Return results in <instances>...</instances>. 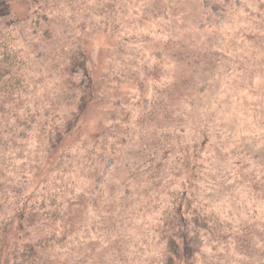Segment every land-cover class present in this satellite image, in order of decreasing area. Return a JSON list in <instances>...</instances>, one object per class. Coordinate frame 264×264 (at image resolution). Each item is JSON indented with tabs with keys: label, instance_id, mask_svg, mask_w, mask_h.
<instances>
[{
	"label": "trees",
	"instance_id": "obj_1",
	"mask_svg": "<svg viewBox=\"0 0 264 264\" xmlns=\"http://www.w3.org/2000/svg\"><path fill=\"white\" fill-rule=\"evenodd\" d=\"M53 1H57L66 10L79 14L80 18L95 15L101 26L108 17L123 15L126 8L135 6L132 11L141 16L137 19L141 20V25L149 22L147 25L151 26L156 22L155 33L158 30L172 34L162 48L174 59L175 74L170 79L164 75L160 66L148 71L147 76H152V81L155 82L153 97H150V89L145 81V85L139 86L136 80L138 92L142 93L140 98L133 97L139 111L136 126L131 125L132 137H128L126 131L118 132L119 126H126L130 117L126 108L121 113V117L124 114L126 124H123L124 120L116 119L117 116L111 112V123L107 118L96 130H90L87 119L84 118L90 108L102 103L105 93L102 94L101 88H96L94 64L91 63L89 51L81 44L70 51L61 69L62 78L58 84L59 94L65 100L71 99L68 105L74 103L75 107L68 110L63 121L51 118V122H48L52 127L49 130L47 149L49 152L60 150L61 161L56 169L51 170L43 188L30 185L29 170H25L23 163L27 149L24 150L18 144L23 138L18 134H11L9 129L7 134L4 130L0 132V264L58 263V252L68 234L82 227V212L89 203L95 206L97 197L108 203V214L100 212L98 222L95 220L96 225L109 216L112 218L109 223L115 227L126 224L130 202L122 199L113 205L109 190L104 195L97 196V187L102 185L96 186L99 174L83 183L74 177V162L70 160L71 157L73 160L75 154L71 151L73 146L78 147L76 153H87L83 167L89 173L95 170L93 163L96 158L108 160L119 159L120 155L137 156L129 162V167L132 172H142L144 180L151 186H146L138 179L131 190V203L144 199L143 204H137L143 212V215L137 216L144 221V227L137 235L141 236L147 231L148 237L152 236L154 239L149 232L161 227L159 235L165 239L161 250L163 264H195L194 254L199 246V234L205 230L204 235L214 242L213 249L225 236L234 247L239 242L246 244L251 236L244 228L241 234L235 233L233 228L237 221L231 217L233 212L222 214L216 210L207 211L208 220L203 213L206 207L220 203L226 193H231L227 203L240 204L241 207L264 199V146L260 143L264 122L258 117L260 111H264V99L251 104L256 109L243 108L247 102L242 96L246 97L247 94H244L243 89L233 91V86L229 84L233 73L234 86L243 85L239 74L235 75L239 69H234L242 63V56L248 61L251 54L247 55L241 50L255 44L247 43V40L257 38L258 33L249 30L229 36L225 23L220 25L221 40L231 50L222 55V49L212 45L211 38L204 39L202 35L203 32H210L207 22L213 17V13L208 14L205 3L214 5L218 0H166L159 6L153 4L154 0ZM48 2L49 0H0V122L3 117L8 116L4 122L7 125L10 123L9 128H14L13 123L16 124L19 132L20 126L30 123L35 116L28 107L22 109L14 105L20 101L21 95L30 96L26 90L28 79L23 69L28 60L34 58L35 54L30 52L33 35L37 29L36 35L39 37L40 23L37 19L45 12L44 5ZM176 2L181 5L177 18L185 26L178 25L177 29H173L174 20L159 13L169 14L168 9H177ZM263 4L264 1L261 3L262 10ZM226 6L228 9H241L245 14L248 0L238 5L235 3V6ZM189 7L191 10L182 16ZM154 17L160 21L153 19ZM229 19L235 21L234 18ZM114 21L116 24V20ZM259 24L263 26L264 19ZM186 26L190 29L203 28L197 31L201 33L197 40L187 36ZM261 40L258 39L257 42ZM41 44L42 41L34 47ZM153 54L160 60V56L156 57V50ZM222 57L229 60H220ZM221 62L223 68L233 69H214L213 65ZM53 73H56L55 69ZM137 75L138 72H135L134 77ZM102 82L101 78L100 83ZM220 83L225 84L224 91H220ZM241 99L246 102L245 105L237 103ZM36 100L39 107H42L43 104L51 103L54 98L50 99L41 93ZM14 112L16 123L10 116ZM255 118L258 130L254 131L248 122ZM79 121L81 124L76 130L77 134L73 135ZM85 133L88 134V142H80L79 137ZM11 135L14 137L12 142ZM134 137L137 139L134 140ZM109 140L111 145L107 148ZM7 141L12 145L7 144ZM256 144L257 149L253 150ZM63 162L65 170L62 172L59 168ZM40 163L41 159L38 160V164ZM42 172L43 169L38 168L34 174L42 177ZM127 184L126 181L125 185ZM246 185L247 200L234 203L233 198ZM136 191L138 194L142 192L141 196H134ZM253 204L258 205L257 202ZM241 211L248 212V209L241 208ZM115 215L119 216L116 221ZM157 215L160 221L157 220ZM151 216H155L156 221ZM247 216L250 217L248 214ZM120 218L121 225H118ZM237 224L250 227V230H256L258 226ZM48 229L51 231L46 232ZM262 230L264 232V227ZM261 231L258 229L260 234L263 233ZM229 248L231 247L226 246L227 254Z\"/></svg>",
	"mask_w": 264,
	"mask_h": 264
},
{
	"label": "rangeland",
	"instance_id": "obj_2",
	"mask_svg": "<svg viewBox=\"0 0 264 264\" xmlns=\"http://www.w3.org/2000/svg\"><path fill=\"white\" fill-rule=\"evenodd\" d=\"M218 1L214 5H210L208 2L205 3L206 9L209 11L208 14L213 13V17L211 21L207 22L210 32L208 34L203 32L202 35L204 39L211 38L212 45L222 49V55H226V52L230 53L231 50H228L226 44L221 40L220 25L225 23L227 32L230 34L229 36L238 34L240 31L249 30H254L258 35H262L261 37L257 35V38L247 40V43L254 42L255 44L245 46V49L241 50V52L247 53V55L251 54L248 61H245V56H242V63L234 69H239L235 75L239 74L243 85L241 87L234 86L232 81L233 73L229 78V84L233 86V91L243 89L244 94H247L246 97L242 96L247 102L246 105L243 99L238 100L237 103L245 105L242 106L243 108L256 109L255 106L251 107V104L258 101L261 102L264 99V24L263 26L259 24L264 19V4L263 10L261 8V3L264 0H248L245 14L241 9H228L226 6L227 4L229 6H235V3L237 5L245 3V0ZM89 2H93V0ZM165 2L166 0H154L153 4L159 6ZM176 4L177 9L167 10L169 14L159 13L167 16V19L174 20L175 24L172 27L173 29H177L178 25L185 26V23L177 18L180 14L179 9L181 5L179 2H176ZM134 8L135 6L130 5L126 8V12L123 15L117 14L116 16L108 17L106 23L101 26L95 19V15L80 18L79 14L72 10H66L57 1L49 0L44 5V11L46 13L43 12L37 19L40 23L39 37L36 35L37 29H35L31 43L30 52L35 55L30 61L28 60L23 69L25 77L28 79L26 90L29 91L30 96L21 95L20 101L14 105V107H20L22 109L28 107L35 116L30 121L31 124L23 123L25 125L20 126V132L16 124L13 123L14 128H9L10 123L7 125L4 122L8 116L3 117L0 122V132L4 130L7 134L9 129L11 134H18L23 138L18 144L24 150L27 149V155L23 163L25 170H29L30 185L34 184L35 187L43 188L47 177L52 173L51 170L56 169L61 161L60 150L49 152L47 149L50 136L49 130L52 127L48 122H51V118L56 121H63L68 110L75 107L74 103L68 105L71 99L65 100L59 94L60 85L58 81L62 78L61 69L63 64L67 61L70 51H73L77 45L81 44L89 51L91 63L94 64L93 75L96 79V88H101L102 94L105 93L103 95L105 98L102 103L90 108L84 118L87 119L90 130H96L101 124L105 123L107 118L111 123V119H113L110 117L111 112L117 116L116 119L124 120L123 124H126L124 114L121 117L122 110L126 108L130 113V117L126 126H119L118 132L126 131L128 132V137H132L133 133L130 132L131 125L136 126L139 111L133 97L137 96V98H140L142 93V91L138 92L136 80H138L139 86L148 85L150 97H153L155 95V82L152 81V76H147L148 71L160 66L164 75L170 79L175 74L174 59L167 50H164V47L162 48L163 43L172 34L158 32V30L156 34V22L151 26L147 25L149 22L141 25V20L137 21L141 16H137V13L132 11ZM190 10L191 7L183 12L182 16H185ZM227 15L230 18H234L235 21H230ZM88 19H91L90 22H88ZM153 19L160 21L157 17ZM114 20H116V24ZM186 29L187 36L193 40H197L198 36L201 35L197 31L203 28L190 29L186 26ZM227 37L228 35L224 38ZM258 39L262 40L258 43ZM41 41L42 44L40 46L34 47ZM154 50H156V57L160 56V60L155 58V54H153ZM220 60L229 59H223L222 57ZM126 63H128V66ZM213 66H215L214 69L218 67V69L220 68L225 71L233 69L223 68L222 62ZM53 69H55L56 73H53ZM135 72H138L137 79L134 77ZM101 78L102 83H100ZM219 85L220 91H224L225 84L220 83ZM41 93H44L50 99L54 98V100L49 104H43L42 107H39L36 99ZM130 97L132 98L130 99ZM10 116L16 123V113L14 112ZM263 116L264 111H260L258 117L261 122H264ZM80 121L75 126L73 135L77 134L76 130L79 124H81ZM256 122L257 118L248 122L254 131L258 130L256 129ZM261 137L262 142L260 141V143L264 146V129L262 130ZM88 138V134L85 133L79 137V140L80 142H88ZM136 139L134 137V140ZM12 141H14V137L10 140V142ZM110 141L106 145L107 148L111 145ZM7 144L12 145L8 141ZM77 149V146L71 148V151L73 150L75 152L73 154V160L72 157L70 159L72 163L74 162L72 167L74 177L83 183L87 179H92L99 174L96 186L99 184L102 185L97 187V196L104 195L105 191L109 190L111 191L110 196L113 205L114 202H119L122 199L130 202L127 208V221L124 226L115 227L109 223L112 219L109 216L108 219L104 218L102 223L96 225L95 220L98 222L97 219L100 217V212H104V215L108 214V203L105 202V199H101V201L97 197L95 206L89 203L84 208L82 219L80 220L83 222L82 227L74 229L72 233L68 234L67 240H65L64 245H62L58 252L60 257L59 262L56 264H163L161 258L163 253L161 250L164 247L163 241L165 239L159 235L161 227H159V230H151L152 233L149 232V235L153 234L154 239L152 236L148 237L147 231L141 236L137 235L138 231L144 227V221L137 216L143 215V212L137 204H143L144 199L137 203H131V190L138 179H141L146 186L151 187L150 183L144 180L142 172L136 173L135 170L132 172L129 167V162L137 156L120 155L119 159L108 158V160H99L96 158L93 163L95 170L89 173L83 167V163L88 155L87 153H76ZM102 149L105 150L103 147ZM256 149L257 144L253 150ZM39 159L42 160L40 164H38ZM147 167L150 166L147 165ZM38 168L40 170L43 169L42 177H36L34 174ZM64 170L65 165L63 162L60 165L59 171L63 172ZM126 181L128 182L127 185H125ZM217 185L221 186V183L217 182ZM246 187L247 185L235 195L233 198L234 203H240L244 199L247 200L248 191H246ZM135 193L134 196L138 194V191ZM141 193L138 196H141ZM229 194L231 193L224 194L222 196L223 199H220V203L217 205L208 206L209 208L206 207L203 216L208 220L206 218L207 211L216 210L222 214L233 212L234 214L231 213V217L237 221L234 223L235 228L233 230L236 234H241L243 231L242 228H244L249 233V237L251 236L249 240H246V244L249 246L244 244V242H239L234 247L226 239L227 236H225V239H221L220 244L213 249L214 242L204 235L205 231H207L205 230L199 234V246L194 254L195 264H264V232L262 230L264 227V212L262 211L264 210V202L262 201L264 199L261 198V201L255 200L241 207L240 204L227 203ZM94 197L95 195H93ZM254 202H257L258 205H254ZM241 208L248 209V212L241 211ZM92 210L97 211L93 212ZM110 211L112 213V210ZM115 211L116 209H114ZM247 214L250 215L249 218ZM117 217L119 218V216L115 215L114 221L118 219ZM154 219L155 216L152 217V220ZM121 220L120 218L118 223H114L121 225L119 224ZM157 220H159V215H157ZM237 223L258 225L257 228L260 231L262 230L261 232L263 233L260 234L257 228L256 230H250V227H242V225H238ZM45 231L50 232L51 230L48 229ZM226 246L231 247L229 248L230 252L228 250V254L226 253L227 250H225ZM159 248L161 252H159Z\"/></svg>",
	"mask_w": 264,
	"mask_h": 264
}]
</instances>
